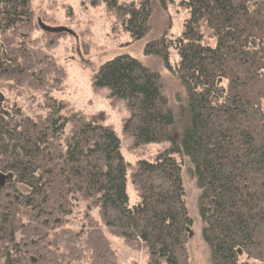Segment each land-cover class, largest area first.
Instances as JSON below:
<instances>
[{
	"label": "trees",
	"instance_id": "obj_1",
	"mask_svg": "<svg viewBox=\"0 0 264 264\" xmlns=\"http://www.w3.org/2000/svg\"><path fill=\"white\" fill-rule=\"evenodd\" d=\"M184 5L181 37L145 49L165 60L168 46L177 52V120L159 75L137 60L115 57L96 76L126 100L125 130L136 144L171 141L154 162H141L130 207L115 133L50 97L64 71L33 36L46 19L35 20L32 0H0V82L13 92L0 112V264H116L89 209L129 249L145 251L147 264H190L185 161L209 264H264V0ZM116 13L133 39L149 31L148 0ZM29 91L44 93L40 116L15 102Z\"/></svg>",
	"mask_w": 264,
	"mask_h": 264
},
{
	"label": "rangeland",
	"instance_id": "obj_2",
	"mask_svg": "<svg viewBox=\"0 0 264 264\" xmlns=\"http://www.w3.org/2000/svg\"><path fill=\"white\" fill-rule=\"evenodd\" d=\"M145 0H32L35 20L46 19L43 25L50 29H65L69 33H43L36 29L33 36L39 37L41 48L64 71L60 87L52 88L50 97L62 101L79 111L99 126L113 131L119 141V151L125 166L126 194L128 205L134 206L139 201L140 188L134 182L141 162H154L157 156L170 147L171 141L161 143L136 144L132 135L125 130L129 109L124 99L112 95L107 87L96 84V76L100 67L118 56H128L140 62L144 67L160 77L162 93L167 106L177 120L179 106L184 96L175 66L178 62L177 52L170 45L167 59L145 52L146 47L164 39L174 40L181 37L184 22L189 14L184 5L188 0H165L163 7L160 0H148L151 7L149 31L140 39H133L117 19L116 5L134 4L139 6ZM39 25V23H38ZM57 45L51 47L50 39ZM10 88V87H9ZM15 91V90H14ZM13 94L0 82V112H5L7 96ZM14 94L20 95L17 91ZM43 92L29 91L15 100L19 108L30 117L40 116L39 105ZM16 97V96H15ZM9 101V100H8ZM178 123V121H177ZM170 130V138L179 137L178 124ZM188 163H183L182 180L186 193V202L191 218L188 230V252L190 264H209V252L203 244L200 231L202 223L197 214L196 203L199 191L195 182L187 173ZM83 210H87L81 205ZM95 223L101 226L110 249L117 257L116 264H147V255L143 250L129 249L122 238L110 234L102 226L101 218L96 211L88 210ZM74 213V219L81 217ZM255 264V263H252Z\"/></svg>",
	"mask_w": 264,
	"mask_h": 264
},
{
	"label": "water",
	"instance_id": "obj_3",
	"mask_svg": "<svg viewBox=\"0 0 264 264\" xmlns=\"http://www.w3.org/2000/svg\"><path fill=\"white\" fill-rule=\"evenodd\" d=\"M39 23V26L40 28L43 30V32H46V33H53V34H58V33H69L67 30L65 29H50V28H47L43 25V23L41 22H38Z\"/></svg>",
	"mask_w": 264,
	"mask_h": 264
}]
</instances>
